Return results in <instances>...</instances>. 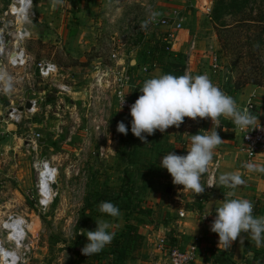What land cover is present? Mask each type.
I'll list each match as a JSON object with an SVG mask.
<instances>
[{
  "label": "rangeland",
  "instance_id": "obj_1",
  "mask_svg": "<svg viewBox=\"0 0 264 264\" xmlns=\"http://www.w3.org/2000/svg\"><path fill=\"white\" fill-rule=\"evenodd\" d=\"M9 1L0 0V10L6 8ZM209 1L213 10L215 0ZM34 2L36 18L30 26L32 37L26 44L27 50L36 61L55 62L69 84L71 81L78 84L75 97L68 96L67 102L77 103L79 109L89 104L86 99L81 101L82 92L97 83L96 68L117 50L130 66L132 97H135L133 90L141 88L145 80L165 74V67L181 60L185 62V72L193 76L206 74L226 94L240 91L236 89L237 84L254 72L258 62L264 68V41L258 43L256 29L235 23L231 18V25L218 30L211 15L206 14L205 0H63V4L55 6L52 0ZM256 4L262 6L264 0H257ZM173 7L176 8L173 10ZM175 10L181 12L179 18L184 19L181 30L157 24L162 19L173 24ZM153 11L160 15L150 21L147 28H142V23L150 19ZM260 36L264 40V32ZM194 41L196 47L192 49ZM256 44L258 50L253 51ZM180 54L183 58L177 57ZM211 54L219 59L220 68L216 72L210 64ZM137 59L139 65L131 63ZM143 67L148 70L144 72ZM17 85L15 82L9 88L16 90ZM249 85L252 84L242 89ZM260 87H264V80ZM107 91L109 99L101 100L100 108L104 111L99 113L104 124L103 138L95 135L88 138V133H79L76 138H56L51 131L56 117L52 112L46 117L44 109L42 114L24 117L18 127H11V132H7L6 125L0 126V213H18L28 219L30 264H98L81 254V248L87 243L86 230H95L98 219L109 222L108 231L114 233L113 240H117L128 226L138 227L143 236L138 244L134 239L129 241L126 261L119 264H146L165 259L167 256L162 255L158 247L159 240L166 237L169 248L170 240L175 242L173 232H176L171 227L164 230L161 226L172 218L169 210L173 209V218L180 209L197 207L199 210L217 189L216 186L213 191H207L206 180L202 179L204 173L200 180L205 187L202 194L184 192L182 185L172 183L167 169L159 167L161 158L171 151L177 155L187 154L189 127L194 121L198 124L194 128L198 130L207 123L185 117L179 128L172 126L164 133L157 130L151 136L145 133L149 143L144 145L131 133L130 111L119 108L116 95L110 89ZM254 108L250 103L240 110L251 112ZM85 114L87 112L81 109V118ZM65 120V134L68 135L73 126L69 114ZM118 121L128 126L127 135L116 131ZM222 121L225 122L220 117ZM256 122H264V119ZM31 123L32 126H28ZM29 130L44 136L45 143L39 144L36 151L25 138ZM100 146L105 149L106 156H93L92 147L98 149ZM37 158L52 160L59 171L58 195L47 210L35 206L37 178L33 163ZM166 186H171L169 195L162 190ZM128 188L132 190L130 197H123V191ZM190 199L194 202L190 203ZM101 201L112 202L120 209V215L111 217L99 212ZM127 205L131 210L129 222L125 221L126 211L123 210ZM143 210L149 215H143ZM242 236L244 242L238 244L245 246L239 245L238 252L235 246L224 249L227 258L235 264H264V246L257 248L247 234L242 233ZM111 246L106 245L97 254L102 257V264H115L118 253L124 250L123 246L115 252Z\"/></svg>",
  "mask_w": 264,
  "mask_h": 264
},
{
  "label": "built area",
  "instance_id": "obj_2",
  "mask_svg": "<svg viewBox=\"0 0 264 264\" xmlns=\"http://www.w3.org/2000/svg\"><path fill=\"white\" fill-rule=\"evenodd\" d=\"M205 1L207 2L206 14L211 15L212 3L209 0ZM34 7V0H10L6 8L0 10V124L18 127L24 117L42 114L44 109L46 117L51 112L56 117V123L51 130L56 138H76L79 133H88V138H92L93 135L96 138H103L104 124L99 113L104 111L103 108H100L101 100L109 99L107 90L113 91V94L116 95L117 105L122 110L130 111L131 104L137 99L130 95L132 79L129 72L130 66L126 65L125 58L119 55V50H117L113 51L109 61H104L96 68L97 83L93 87L91 86L90 90L82 92L81 101L86 99L89 104L81 105L80 108L87 112L81 118V109L77 103L69 104L67 102L68 96L74 95L75 97V89L78 88V84L74 81L69 84L61 67L55 62L36 61L27 50L26 44L32 37L30 26L36 18ZM180 13L175 10L176 16L173 24L167 19L159 20L157 24L181 30L184 19L179 18ZM195 47L196 42L194 41L192 49ZM210 64L215 72L220 68L216 54H211ZM147 70V67H143L144 72ZM15 82L18 83L15 87L16 90L10 89V84ZM52 97H54L53 101ZM123 99L124 102L121 105ZM27 104H30V108H27ZM20 108H23V111H20ZM68 114L73 126L70 128L69 134L66 135L65 119ZM197 119L212 125L210 119ZM30 125L32 126V123L28 124V126ZM236 129L242 138L244 163L252 162L259 155H264V122L255 123L244 130L237 127ZM9 131L8 128L7 132ZM25 136L28 138L29 146L35 151L44 138L43 134L30 130ZM92 155L102 158L106 156V152L102 146L98 149L92 147ZM219 167L218 159L212 160L208 166V171L205 173L208 192L216 188V186L208 187V185L217 182ZM33 168L37 178L35 206L47 210L58 195V166H55L52 160L37 158L33 163ZM45 175H49L47 179ZM186 215L187 212L184 209L179 211L181 219H184ZM29 234L30 223L25 216L18 213L8 214L6 212L4 215L0 213V264H30L32 249L29 243ZM158 247L160 253L167 256L163 259V264H194L199 255L197 243H193L187 248L178 246L168 248L166 237H164L159 240Z\"/></svg>",
  "mask_w": 264,
  "mask_h": 264
},
{
  "label": "clouds",
  "instance_id": "obj_3",
  "mask_svg": "<svg viewBox=\"0 0 264 264\" xmlns=\"http://www.w3.org/2000/svg\"><path fill=\"white\" fill-rule=\"evenodd\" d=\"M52 3L53 6L61 5L63 0H52ZM159 15L158 12H151L150 19L143 22L141 27L147 28L148 23ZM139 92L141 95L130 106L131 133L144 145L149 143L147 136L157 130L164 133L172 126L179 128L185 117L211 120V129L204 130V134L199 131L190 135V147L186 155L171 151L160 160L159 167L167 169L174 185H182V189L196 195L205 191L200 182L201 176L208 171L214 149L224 141L217 131L221 127L220 117L230 119L241 130L253 126L258 119L249 109H238L234 98L213 84L206 74H163L145 80ZM123 102L124 99L121 105ZM116 131L127 135L129 129L123 121H118ZM242 167L249 172L264 173V166L252 162L244 163ZM244 184L245 180L240 174L223 173L216 183H210L208 187L222 186L234 190ZM232 195L229 192L224 196L210 225V230L218 235V248L230 249L238 238L243 243L242 233L247 234L257 248L264 246V216L253 215L254 205L248 199L229 198ZM98 210L111 217L120 215V209L110 201H101ZM95 222V230H86L87 243L81 248V254L87 257L101 252L114 238V233L108 231L111 227L109 222L102 219Z\"/></svg>",
  "mask_w": 264,
  "mask_h": 264
},
{
  "label": "crops",
  "instance_id": "obj_4",
  "mask_svg": "<svg viewBox=\"0 0 264 264\" xmlns=\"http://www.w3.org/2000/svg\"><path fill=\"white\" fill-rule=\"evenodd\" d=\"M175 8L176 7H173V10ZM135 61L139 65L140 60L137 59ZM131 63L133 64V60ZM227 95L234 98L238 109L242 108L243 106L250 105L251 103V105L255 106L254 110L251 112L255 114L258 119H264V87L249 85L245 89L236 92L233 91L232 93H227ZM229 121L230 119H226L225 122L222 121L221 127L217 129L218 133H221L222 135V140H224L214 149L213 154V160L218 159L220 161V167L217 173V181L218 177L223 173H237L240 174L245 180V184L238 186L234 190L222 186L217 187L215 191L211 192L213 195L210 194L211 197L208 198L206 203L203 204L204 206L200 205L201 207L199 210H197V207L196 209L193 208L191 210L184 209L187 212V215L184 219L179 217V213L175 216L177 217L176 219L175 217L173 218V209L169 210L172 218H169L161 225L163 226L162 228L164 230H170V227L176 230V232H173V235L175 244L178 247L187 248L193 243L198 244L199 255L194 264H211L210 259L213 255L212 250H224L223 247L218 248V235L210 230V225L215 218V216L212 214L213 208L220 206L224 196H226L229 192L233 193V195L229 198H244L251 201L253 205L258 208V213L255 214V216H264V173L258 171L249 172L247 169L242 167L245 159V155L242 152V138L236 127ZM197 125L198 124L194 121V124L189 127L190 131L188 134L194 135L199 131L201 134H204V130H209L212 127L211 124L207 123L206 127L198 130L194 128L197 127ZM0 126L2 127V125ZM7 128L11 129V126H7ZM15 138H17V135H15ZM187 139L190 145V136ZM41 143H45L44 139L41 140ZM252 163L264 166V155H259L255 160L252 161ZM202 179L205 181V175ZM183 191L188 192L186 190ZM189 202L192 203L194 200L190 199ZM193 205L196 206L197 204ZM238 243L239 241H235L232 245V249L235 246L237 252L239 251L238 247L240 245ZM240 246H245V244H241ZM159 254H157V256ZM163 263V258H159V260L155 262L151 261V263L146 264Z\"/></svg>",
  "mask_w": 264,
  "mask_h": 264
},
{
  "label": "trees",
  "instance_id": "obj_5",
  "mask_svg": "<svg viewBox=\"0 0 264 264\" xmlns=\"http://www.w3.org/2000/svg\"><path fill=\"white\" fill-rule=\"evenodd\" d=\"M257 0H215L214 1V7L212 10L211 18L213 21V24L218 30H222L225 27L231 25L229 24L232 19H234L235 23L241 24L242 26H245L247 28H255L256 33L259 34V41L258 43H263V38H261V34L264 32V4L261 6H258ZM258 7V8H255ZM227 17L229 18L227 20ZM232 18V19H231ZM259 28V31L257 30ZM219 32V31H218ZM221 32V31H220ZM220 34V33H219ZM221 35V34H220ZM221 40V37H220ZM257 45V44H256ZM252 49L258 50V47ZM161 50L164 51L165 47L162 46ZM253 53V52H251ZM177 57L183 58V56L177 55ZM256 65V64H255ZM137 67V66H136ZM135 69V68H132ZM186 65L185 62L181 60V62H172L169 67L164 68L165 74H172L175 76H181L185 73ZM254 72H251L246 78L245 81L241 84H237L236 89L241 90L248 84L256 85V86H263V80H264V68L260 62L257 64V68H253ZM255 73V74H254ZM139 89L133 90V95L138 98L141 93L139 92ZM234 91V90H233ZM232 91V92H233ZM229 92V91H228ZM231 91L229 93H232ZM221 119L226 121L224 117L221 116ZM127 181L130 182V179L127 178ZM171 189V186L163 187L162 190L169 195L171 192H168V189ZM129 189V190H128ZM127 190L123 191L124 194H122L123 197L128 196L130 197V192L132 191L131 188H128ZM155 190V189H153ZM172 190V189H171ZM217 207L213 208L212 214L215 216V210ZM130 206L127 205L123 208V210L126 211V222H129V217L131 215ZM140 211V210H138ZM258 213V208L254 206V212L253 215ZM143 215H149L144 210L142 211ZM127 227V226H126ZM135 240L138 244L140 241L143 240V236L139 233V229L136 226H128L126 231H123V233L120 235V237L117 240H112V242L109 245H112L111 247L118 250L121 249L124 246V250L119 254L118 253V259L114 260L115 264L119 263H125L126 261V252L128 249L129 241ZM116 241V242H114ZM175 241V240H174ZM173 240H170L171 246L170 247H177V245L172 243ZM212 258L210 259L211 264H235L232 260H229L226 256L225 250H212ZM84 258H87V256H83ZM89 259L92 260L93 263L102 264L101 256L97 254H93L88 256Z\"/></svg>",
  "mask_w": 264,
  "mask_h": 264
},
{
  "label": "water",
  "instance_id": "obj_6",
  "mask_svg": "<svg viewBox=\"0 0 264 264\" xmlns=\"http://www.w3.org/2000/svg\"><path fill=\"white\" fill-rule=\"evenodd\" d=\"M134 63H136L135 60H133V64H134ZM27 108H30V104H27ZM20 111H23V108H20ZM54 188L56 189L57 186L55 185ZM171 191H172V190L169 188V189H168V192H171Z\"/></svg>",
  "mask_w": 264,
  "mask_h": 264
},
{
  "label": "bare ground",
  "instance_id": "obj_7",
  "mask_svg": "<svg viewBox=\"0 0 264 264\" xmlns=\"http://www.w3.org/2000/svg\"><path fill=\"white\" fill-rule=\"evenodd\" d=\"M49 175H45V177H46V179H47V177H48ZM45 180V178L43 179V181Z\"/></svg>",
  "mask_w": 264,
  "mask_h": 264
}]
</instances>
